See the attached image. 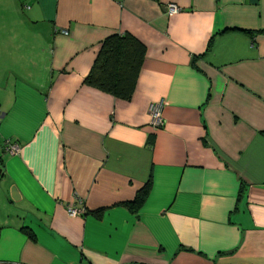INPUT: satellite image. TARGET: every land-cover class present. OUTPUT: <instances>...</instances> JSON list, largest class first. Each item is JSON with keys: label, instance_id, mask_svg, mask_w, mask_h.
Returning <instances> with one entry per match:
<instances>
[{"label": "crops", "instance_id": "obj_1", "mask_svg": "<svg viewBox=\"0 0 264 264\" xmlns=\"http://www.w3.org/2000/svg\"><path fill=\"white\" fill-rule=\"evenodd\" d=\"M124 33L129 100L85 83ZM0 264H264V0H0Z\"/></svg>", "mask_w": 264, "mask_h": 264}, {"label": "trees", "instance_id": "obj_2", "mask_svg": "<svg viewBox=\"0 0 264 264\" xmlns=\"http://www.w3.org/2000/svg\"><path fill=\"white\" fill-rule=\"evenodd\" d=\"M229 30L222 31L225 33ZM211 42L208 48H210ZM146 55V46L129 33L112 34L104 40L92 68L85 79L89 86L98 88L116 98L129 100ZM150 190L146 183L136 198L126 203L132 211L138 210L145 202Z\"/></svg>", "mask_w": 264, "mask_h": 264}, {"label": "built area", "instance_id": "obj_3", "mask_svg": "<svg viewBox=\"0 0 264 264\" xmlns=\"http://www.w3.org/2000/svg\"><path fill=\"white\" fill-rule=\"evenodd\" d=\"M178 10L179 8L176 5L171 4L168 6V12L170 15L176 13ZM163 106H164L163 100L153 102L150 105V109H149L150 123L152 126L156 128H161L165 125V119L162 115ZM4 150L12 155H16L20 153L21 148L17 143L7 140L6 143L4 144ZM69 212L73 216H76L80 213L78 209H74V208H70Z\"/></svg>", "mask_w": 264, "mask_h": 264}, {"label": "water", "instance_id": "obj_4", "mask_svg": "<svg viewBox=\"0 0 264 264\" xmlns=\"http://www.w3.org/2000/svg\"><path fill=\"white\" fill-rule=\"evenodd\" d=\"M14 194V193H13ZM15 199H17L18 197L17 196H14Z\"/></svg>", "mask_w": 264, "mask_h": 264}]
</instances>
